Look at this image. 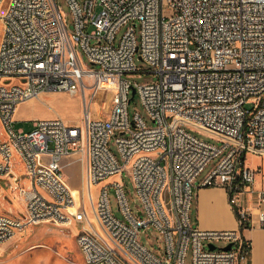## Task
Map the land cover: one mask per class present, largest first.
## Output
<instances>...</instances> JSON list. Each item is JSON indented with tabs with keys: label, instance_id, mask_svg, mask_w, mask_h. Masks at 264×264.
<instances>
[{
	"label": "built area",
	"instance_id": "1",
	"mask_svg": "<svg viewBox=\"0 0 264 264\" xmlns=\"http://www.w3.org/2000/svg\"><path fill=\"white\" fill-rule=\"evenodd\" d=\"M64 1L72 31L59 0H9L5 12L0 0V179L24 200L20 216L0 212V243L28 224L53 220L83 223L76 241L84 264H188L190 253L191 264L248 259L251 241L241 231L254 225V214L264 226V179L254 187L261 168L246 164L248 153L264 154V0ZM81 53L97 68L86 69ZM137 72L157 78L125 77ZM86 77L91 99L99 87L112 90L105 118L87 109ZM133 88L145 113L128 111ZM54 90L83 94L79 123L57 115L33 119L29 130L14 127L20 102ZM14 152L29 187L20 184ZM76 153L98 228L85 223L88 210L82 198L76 204L66 178L64 159ZM127 168L137 210L120 177L93 196L92 184ZM111 186L122 217L113 212ZM199 186L225 189L239 229H203L194 221ZM151 229L162 239L155 250L141 239ZM217 241L231 246L211 249Z\"/></svg>",
	"mask_w": 264,
	"mask_h": 264
},
{
	"label": "rangeland",
	"instance_id": "2",
	"mask_svg": "<svg viewBox=\"0 0 264 264\" xmlns=\"http://www.w3.org/2000/svg\"><path fill=\"white\" fill-rule=\"evenodd\" d=\"M8 2L9 0H4V5L1 8L2 12H5ZM59 5L66 20L68 29L69 31H72V13L64 0H59ZM1 27L2 22L0 20V35ZM126 27L127 25L123 26L119 30L118 37L122 35ZM136 32L137 35H139L138 29ZM81 57L83 65L86 69L97 68V65L89 61V59H87V57L82 53ZM136 63L140 68L146 67V64L138 57L136 58ZM125 77L140 83L157 78L155 73L147 72L126 74ZM85 81L88 85V87H86V103L91 117H107L109 115V100L112 90L105 87H99L96 95L91 99V95L94 90V87H90L92 80L90 77H86ZM51 92L55 93H47L45 95L38 96L36 100H33L27 104V108L29 112L34 116V118H49L53 116L52 114H54L63 117L69 123H79L85 113L83 94H81V92H77L75 94L67 92V94L61 95L55 90ZM130 98L131 100L128 104V111L130 115H133L136 111L145 113L138 93L132 96L131 91ZM246 107L251 108L252 103H246ZM33 119L21 120L20 122H16V120H14L13 125L17 129L22 127L25 130H29L32 127ZM148 122L150 124L153 123L150 119H148ZM2 131L3 127L0 123V138H5L6 135ZM192 132L207 141L220 143L217 138L201 130L192 129ZM255 155L257 156L248 153L246 156V163L253 164L258 161V156L261 155ZM12 161L15 170L20 177V184L25 187H29V178L24 175V165L19 161L18 154L16 152H14L13 154ZM215 161L216 159L206 166L205 170L201 173L199 178H202L205 173L211 170ZM64 169L68 184H71V186H75L78 188L80 196L79 198H75L76 201L80 202V199L82 198L85 203L86 209L88 210L89 219L85 223L90 226L93 225L95 227H98V223L92 212L89 186L85 180V175L83 174V164L80 154L76 153L72 157H68L65 161ZM118 177L123 180L125 189L127 190L128 198L137 210L136 204L141 206V203L135 194L134 183L129 168L124 170L122 174L117 175V177L109 179V181L118 179ZM0 184L4 185V182L1 179ZM99 188V184H92V186L90 187L94 197H96ZM113 190L114 188L111 186L110 200L112 209L118 217H122V213L118 207L117 197ZM0 195H2V192H0ZM16 201L19 202L17 203V205ZM23 209V197L19 195L15 190L10 192L9 194H5L0 199L1 213L20 216L23 212ZM82 227V222H78L72 226H68L53 220L28 224L25 226L22 232H19L13 238L0 243V264H84L83 255L76 241V235L79 233ZM151 231L152 234H141V239L146 245L155 250V247L160 243L162 239L161 236L160 238H157V236H159V232L157 230L151 229ZM216 244L218 246H222L223 242L217 241ZM187 263L191 264V253L187 258Z\"/></svg>",
	"mask_w": 264,
	"mask_h": 264
},
{
	"label": "crops",
	"instance_id": "3",
	"mask_svg": "<svg viewBox=\"0 0 264 264\" xmlns=\"http://www.w3.org/2000/svg\"><path fill=\"white\" fill-rule=\"evenodd\" d=\"M61 95L67 94L65 91H56ZM47 93H55L51 91H44L39 94V96L45 95ZM38 97V96H37ZM37 97L30 98L28 100L22 101L18 104L17 109L14 113V120L20 122L21 120H30L34 116L29 112L27 104L33 100H36ZM80 113V112H79ZM57 116V115H54ZM35 119V118H34ZM22 128V127H21ZM254 156L255 153H251ZM259 160L253 164H247L250 167L257 168L260 167L261 171L256 176L255 188H259L262 185L264 179V154H259ZM67 158L64 159V163ZM201 178L198 179L200 181ZM109 179L99 183L108 182ZM1 186L0 199L5 194H9L11 189L6 184ZM255 197H250V204L254 207ZM19 203L16 201V205ZM253 211L256 212V209L253 208ZM193 218L194 221L203 229H239V222L236 216V213L231 208L228 202V196L224 188L218 186H199L196 188V195L193 204ZM254 225L246 228L241 231V234L244 238L251 241V252L248 259L243 260L240 264H264V226H261L258 222L256 214H254ZM98 228L97 226H93ZM21 231H18L19 233ZM16 233V234H17Z\"/></svg>",
	"mask_w": 264,
	"mask_h": 264
},
{
	"label": "water",
	"instance_id": "4",
	"mask_svg": "<svg viewBox=\"0 0 264 264\" xmlns=\"http://www.w3.org/2000/svg\"><path fill=\"white\" fill-rule=\"evenodd\" d=\"M135 94H136V88H133V89H132V96H134ZM230 246H231V244H228V245H225V246H218V245L213 244V243H210V244H209V247H210L211 249H216V248L229 249Z\"/></svg>",
	"mask_w": 264,
	"mask_h": 264
},
{
	"label": "bare ground",
	"instance_id": "5",
	"mask_svg": "<svg viewBox=\"0 0 264 264\" xmlns=\"http://www.w3.org/2000/svg\"><path fill=\"white\" fill-rule=\"evenodd\" d=\"M109 104V103H108ZM70 186V189H71V191H72V194H73V196H74V198H79V191H78V188L77 187H75V186H71V184L69 185ZM75 201H76V199H75ZM79 201V200H78ZM79 202H77L76 201V204H78ZM21 232H22V230H21Z\"/></svg>",
	"mask_w": 264,
	"mask_h": 264
}]
</instances>
